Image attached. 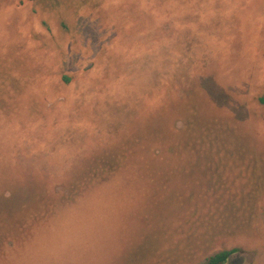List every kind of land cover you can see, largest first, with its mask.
<instances>
[{
	"label": "rangeland",
	"instance_id": "374dc122",
	"mask_svg": "<svg viewBox=\"0 0 264 264\" xmlns=\"http://www.w3.org/2000/svg\"><path fill=\"white\" fill-rule=\"evenodd\" d=\"M264 0H0V247L123 177L112 264H264Z\"/></svg>",
	"mask_w": 264,
	"mask_h": 264
},
{
	"label": "clouds",
	"instance_id": "9594fccd",
	"mask_svg": "<svg viewBox=\"0 0 264 264\" xmlns=\"http://www.w3.org/2000/svg\"><path fill=\"white\" fill-rule=\"evenodd\" d=\"M136 199L123 177L74 193L0 247V264H112Z\"/></svg>",
	"mask_w": 264,
	"mask_h": 264
},
{
	"label": "trees",
	"instance_id": "16d2710c",
	"mask_svg": "<svg viewBox=\"0 0 264 264\" xmlns=\"http://www.w3.org/2000/svg\"><path fill=\"white\" fill-rule=\"evenodd\" d=\"M257 102L261 105H264V97L258 98ZM236 252L237 250L235 249L219 251L205 258L201 264H227L230 256Z\"/></svg>",
	"mask_w": 264,
	"mask_h": 264
}]
</instances>
